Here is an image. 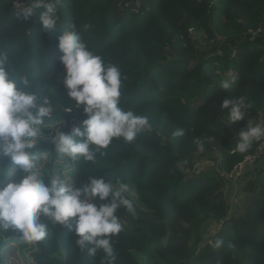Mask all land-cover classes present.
<instances>
[{"label":"trees","instance_id":"16d2710c","mask_svg":"<svg viewBox=\"0 0 264 264\" xmlns=\"http://www.w3.org/2000/svg\"><path fill=\"white\" fill-rule=\"evenodd\" d=\"M13 1L0 0V49L33 81L29 91L50 98L63 131L83 129L78 124L87 118L83 106L63 109L75 103L58 48L71 26L92 52L120 68L119 106L147 116L152 126L133 142L114 138L105 156L98 153L95 163L82 158L73 174L78 188L96 175L128 185L136 211H118L123 230L112 238L114 264H264V156L241 177L226 176L258 145L234 151L247 121L264 122V0H62L60 20L48 32L40 10L18 21ZM233 79L230 90L220 87ZM241 96L251 107L244 121L231 123L222 103ZM180 130L182 136L174 135ZM48 149L54 162L59 154ZM212 151L217 168L188 176L196 157ZM0 164L13 167L8 157L0 156ZM45 222L49 236L34 245L33 264H103V252L81 253L74 231ZM213 222L219 227L202 244ZM13 238L22 240V233L0 232L3 264Z\"/></svg>","mask_w":264,"mask_h":264},{"label":"clouds","instance_id":"9594fccd","mask_svg":"<svg viewBox=\"0 0 264 264\" xmlns=\"http://www.w3.org/2000/svg\"><path fill=\"white\" fill-rule=\"evenodd\" d=\"M62 0H34L30 6L20 7L15 16L24 24L36 10H40L42 31L54 30L60 20L58 6ZM60 61L65 68L64 87L74 104L63 107L64 113L83 106L86 119L81 127L71 133L62 130L65 121L50 123L55 109L48 96L41 97L33 81L16 70L9 51L0 49V156L8 157L13 165L0 164V232L9 229L22 233L28 245H37L49 236L50 221L74 231L81 253L95 257L103 252V264H114L112 238L120 234L123 225L118 216L120 209L135 215V207L127 196L128 185L120 180L115 183L105 176H90L82 188L75 186L60 174L48 172L46 162L51 151H36L41 146L45 129L54 130L55 153L72 160L83 158L95 163L97 154L105 156L114 138L133 142L137 135L151 130L147 116L135 115L120 105L122 73L118 66L105 63L83 42L80 31L71 26L59 37ZM235 80H223L220 87L228 91ZM223 109L231 123L244 121L251 107L245 97L225 99ZM182 130L174 133L182 136ZM264 138V122L247 121L239 133L234 151L247 152L254 142ZM20 174L19 181L14 178ZM3 180L9 182L4 184ZM111 198V199H110ZM97 201H103L97 205ZM75 218V224L72 220ZM222 239L214 247L221 248ZM0 264H3L0 261Z\"/></svg>","mask_w":264,"mask_h":264},{"label":"rangeland","instance_id":"374dc122","mask_svg":"<svg viewBox=\"0 0 264 264\" xmlns=\"http://www.w3.org/2000/svg\"><path fill=\"white\" fill-rule=\"evenodd\" d=\"M214 1H216V0H214ZM255 37H256V35H255ZM255 37L253 36V38H255ZM61 122H63V121H61ZM50 123H58V122L51 121ZM78 125H83V124H82V122H79ZM64 127H65V124L61 126L62 130ZM75 127L76 126L71 127L70 133L72 132L73 128H75ZM81 130H83V129H81ZM54 135H55L54 130L45 129L44 133L41 137V145H43V144L47 145V146H45V150L51 151L49 153L50 159L46 162V167L44 170L45 175L47 176L48 172L51 171L52 173L60 174L62 176V178L74 181L73 174H74L75 170L77 168H79V163H80V160L82 159V157L78 158L77 160H72L69 157L58 156L57 160L52 162V160H53L52 150L48 149V146H53V148H54V144H53ZM40 152H43V151H40ZM217 154L218 153L216 151H212V152H207V153L201 154V156H197L195 166L193 167V169L191 171L186 172L187 175L188 176H197L200 173L215 170L217 168V161L215 158V157H217ZM51 162H52V164H51ZM14 179L16 181H19L20 174L18 173ZM8 182H9L8 180H3L4 184H6ZM234 188L237 189V187H234ZM243 188H245V187H242L241 191L243 190ZM230 190H231V187L229 189H227L228 192H230ZM246 204H247L246 201L243 202V206H246ZM218 227H219L218 223L213 222V223L207 224V232L208 233H205L203 240H202V244L206 243L207 241L209 242L212 240L211 237L214 236ZM209 229H210V231H209ZM5 249H6V256H7L6 259H7L8 264H33L32 253L35 250L34 245H28L23 240H20V239L16 240L15 238H13V239H10L6 242Z\"/></svg>","mask_w":264,"mask_h":264},{"label":"built area","instance_id":"2783aa9c","mask_svg":"<svg viewBox=\"0 0 264 264\" xmlns=\"http://www.w3.org/2000/svg\"><path fill=\"white\" fill-rule=\"evenodd\" d=\"M31 0H14L13 1V8L15 10H18L23 5L30 6ZM260 31V29L257 32L252 33L253 36L257 35V33ZM234 152V151H233ZM264 156V138H262L260 141H258V145L255 149V151L251 154L246 155L243 160L231 171V173L227 174L226 176L230 179H237L241 177L243 171L245 170L246 166L248 164H254L259 159H261Z\"/></svg>","mask_w":264,"mask_h":264}]
</instances>
